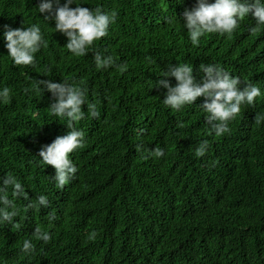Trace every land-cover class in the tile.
<instances>
[{
	"label": "trees",
	"instance_id": "obj_1",
	"mask_svg": "<svg viewBox=\"0 0 264 264\" xmlns=\"http://www.w3.org/2000/svg\"><path fill=\"white\" fill-rule=\"evenodd\" d=\"M37 3L0 0V31L39 23L48 41L36 66L25 67L11 63L0 39V87L12 92L0 103V176L11 173L28 194L15 199L13 222L0 225V264H80L97 252L110 264H264V123H255L264 114V28L251 32L254 22L246 18L231 36L205 35L193 46L179 22L195 0H82L116 13L95 44L124 71L97 70L91 53L77 58L67 51L54 23L35 13ZM166 16L179 22L166 23ZM186 62L197 80L199 65L212 63L238 76L239 87L246 81L260 88L228 134L212 135L198 105L181 112L163 106L166 90L155 82L175 79L160 72ZM65 78L83 87L99 119L81 106L85 118L75 127L86 143L72 156L78 172L57 189L54 169L38 152L68 129L49 112L51 93L25 89ZM202 140L208 151L195 157ZM152 147L165 156L145 158ZM37 195L47 197V208L27 207ZM37 226L51 239L33 240L36 252L25 256L20 246ZM50 245L56 249L48 256Z\"/></svg>",
	"mask_w": 264,
	"mask_h": 264
},
{
	"label": "clouds",
	"instance_id": "obj_2",
	"mask_svg": "<svg viewBox=\"0 0 264 264\" xmlns=\"http://www.w3.org/2000/svg\"><path fill=\"white\" fill-rule=\"evenodd\" d=\"M82 0H38L35 13L43 14V21L54 23L55 32L66 38L64 47L74 57H83L88 53L97 70H107L110 67L124 71V67L117 65L113 55H105L97 48L95 42L106 37L109 26L115 22L114 11L102 10L101 7L81 6ZM75 4L74 7L70 6ZM254 22L251 32L264 28V0H195V5L182 13L183 24L177 17L166 16L169 24L179 22L185 30L188 41L196 46L205 35L216 34L218 36H231L240 23L246 18ZM0 39L7 51V58L14 66L35 67V54L42 48L48 47V41L44 37L39 23H32L12 28L5 24L0 31ZM199 71L203 73L200 80L193 75V67L190 63L169 64L165 71L160 72L163 77H173L175 84H170L168 79H159L155 82L157 87H162L164 92L161 99L163 106L176 112H181L191 105H198L205 114V124L208 131L220 137L230 132L229 124L244 109L243 106H252L256 98L261 96V90L255 84L242 81L238 76L231 75L218 64H201ZM153 86V85H151ZM51 93L53 98L49 105V112L59 121L66 124L68 131L64 135L56 136L51 143L43 145L38 156L40 162L54 169L55 187L63 189L71 183L78 172V167L73 163L72 156L85 146V133L75 127L76 123L85 118V111L81 106L86 105L87 115L99 119V113L93 103L86 99L82 86L70 79H62L55 82L50 79L37 80L33 85L25 89L26 92L44 91ZM12 92L7 86L0 87V103H8ZM202 97L200 104L194 102ZM255 123H264V114L255 117ZM140 146L137 145L139 150ZM145 158L160 159L165 156V151L160 147L145 149ZM208 151L207 140H202L194 149L195 157H203ZM28 200V194L21 182L11 173L0 176V225L12 223L18 214L15 199ZM49 201L45 195H37L34 201L29 200L28 208H47ZM55 216H49L54 220ZM51 239L50 233L35 227L32 239H24L20 252L25 256L35 254L36 247L33 240L47 244ZM60 241V238H57ZM44 246V245H43ZM59 247V246H58ZM56 247L49 246L48 256ZM47 256V257H48ZM97 258L89 256L80 264H110L106 255L96 253ZM92 259V260H91ZM96 261V263H95Z\"/></svg>",
	"mask_w": 264,
	"mask_h": 264
}]
</instances>
